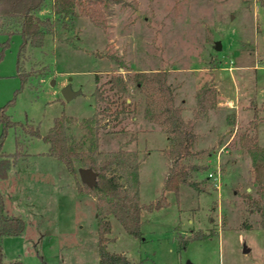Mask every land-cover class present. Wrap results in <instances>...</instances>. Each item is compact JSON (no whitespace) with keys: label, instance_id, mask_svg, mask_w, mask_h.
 Returning <instances> with one entry per match:
<instances>
[{"label":"rangeland","instance_id":"rangeland-1","mask_svg":"<svg viewBox=\"0 0 264 264\" xmlns=\"http://www.w3.org/2000/svg\"><path fill=\"white\" fill-rule=\"evenodd\" d=\"M47 1L41 15L58 21L44 46L29 45L22 53L25 81L18 70L22 35L13 34L4 47L9 35L0 32V112L5 108L19 123L6 131L0 124L2 148L15 152L18 135L26 153L7 180L0 178L8 203L16 195L21 210L13 211L26 220L22 234L4 236L5 258L100 264L96 200L80 174L32 133H47L57 116L67 114L71 140L87 149L90 127L84 119L102 107L95 96L97 73L100 82L111 72L122 74L128 100L137 103L122 118L103 119L100 148L138 149L141 199L148 204L161 196L172 166L164 153L169 124L163 115L148 117L145 109H160L164 96L152 83L139 85L134 73L166 70L175 105L195 120L194 152L184 159L195 184H182L178 194L166 191L169 204L144 210L142 238L111 215L109 250L140 264H264L262 216L246 196L257 195L249 146L264 145V0H121L107 28L86 16H59L51 9L53 0ZM68 84L81 89L71 99L63 94ZM204 89L207 105L201 108L198 94ZM197 232L207 235L185 243Z\"/></svg>","mask_w":264,"mask_h":264},{"label":"trees","instance_id":"trees-1","mask_svg":"<svg viewBox=\"0 0 264 264\" xmlns=\"http://www.w3.org/2000/svg\"><path fill=\"white\" fill-rule=\"evenodd\" d=\"M121 0H53L50 3L59 16L65 18L82 15L89 17L96 25L107 28L108 18L113 12V5ZM47 0H0V32L9 35L3 43L9 45L13 34L20 33L22 42L18 55V70L23 81L27 79L24 71H21V55L28 46L42 47L45 44L46 35L56 25L58 18L50 15H41ZM166 70H158L152 73L140 71L134 73V78L141 86L147 83L154 84L164 96V104L160 109L148 104L145 113L150 118L163 115L169 124L170 146L165 153L172 159V166L164 178L161 196L151 203H143L140 192V165L142 157L138 149H127L120 146L118 149L103 150L99 146V131L103 128V119L114 117L122 118L123 114L137 108V103L129 101L126 93L129 86L122 74L111 72L106 80L100 82L101 77L97 73L99 84L95 88L96 100L102 103L92 116L84 119L90 127L91 143L87 149L83 142L72 141L68 132V115L57 116L54 124L45 134L39 129L32 133L42 137L49 143L48 153L64 162L67 169L79 177L80 167H89L97 172L96 183L92 186L83 183L86 191L96 197L98 219V247L100 264H140L132 260L123 252H113L108 248V233L113 228L111 215H114L123 225L125 230L135 237H143L142 223L144 210H154L169 204L166 191L180 192L182 184L191 183L189 177L192 165L184 159L193 154L197 133L195 120L186 119L182 110L174 103V90L167 80ZM198 102L201 108L207 105V93L204 89L198 94ZM215 104V103H214ZM7 127L19 124L10 118L5 108L0 112V124ZM4 131V133H5ZM94 135V137H93ZM3 134L0 136V178L9 175L12 166L17 165L18 160L25 156L23 146L17 135V150L5 152L3 150ZM252 158V172L256 183L257 195L247 193L248 201L262 216L264 226V145L254 143L249 146ZM81 161L78 167L76 161ZM192 184H195L192 182ZM26 220L19 212L10 208L6 195L0 190V264H24L19 259L7 260L3 250V238L7 235H20L24 232ZM206 233L197 232L185 238V243L191 238L206 236Z\"/></svg>","mask_w":264,"mask_h":264},{"label":"water","instance_id":"water-1","mask_svg":"<svg viewBox=\"0 0 264 264\" xmlns=\"http://www.w3.org/2000/svg\"><path fill=\"white\" fill-rule=\"evenodd\" d=\"M216 48L221 49L222 48V42L220 40L216 41ZM81 92V89L75 90L72 88L71 84H68L63 89V94L66 97V99H71L75 95L79 94ZM80 176L84 183L92 186L96 183L97 178V172L89 167H80L79 168Z\"/></svg>","mask_w":264,"mask_h":264},{"label":"crops","instance_id":"crops-1","mask_svg":"<svg viewBox=\"0 0 264 264\" xmlns=\"http://www.w3.org/2000/svg\"><path fill=\"white\" fill-rule=\"evenodd\" d=\"M233 102V101H232ZM164 153H165V151H164ZM166 154V153H165ZM142 162V161H141ZM7 178L8 177H6V178H2V179H6L7 180ZM164 178H165V176H164ZM164 183V182H163ZM78 193H79V191H78ZM80 194V193H79ZM11 197H12V202H10V208L12 209V210H14V209H16V207H17V209H19V207L21 208V206H20V202H19V200L17 199V197H16V195H11ZM94 197V199L96 200V198H95V196H93ZM14 199V200H13ZM15 200H17L16 202H15ZM14 201V202H13ZM143 202V201H142ZM15 203H16V205H15ZM144 203V202H143ZM16 206V207H15ZM96 206H97V203H96ZM21 209H19V211H20ZM24 217V216H23ZM25 219V218H24ZM26 228V227H25ZM25 231V230H24ZM115 252H117V251H115ZM127 256H130L129 254L127 255ZM100 259V258H99Z\"/></svg>","mask_w":264,"mask_h":264},{"label":"built area","instance_id":"built-area-1","mask_svg":"<svg viewBox=\"0 0 264 264\" xmlns=\"http://www.w3.org/2000/svg\"><path fill=\"white\" fill-rule=\"evenodd\" d=\"M210 176L214 177L215 179L218 178V175H216L215 173H210Z\"/></svg>","mask_w":264,"mask_h":264}]
</instances>
